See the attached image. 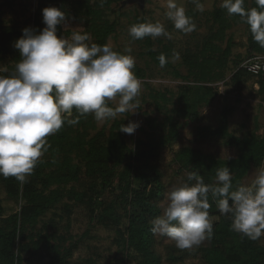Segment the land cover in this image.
<instances>
[{"label": "trees", "instance_id": "obj_1", "mask_svg": "<svg viewBox=\"0 0 264 264\" xmlns=\"http://www.w3.org/2000/svg\"><path fill=\"white\" fill-rule=\"evenodd\" d=\"M14 1L7 0L4 6L12 8ZM124 1L38 0L37 9L24 26L17 20L5 21L0 12V67L6 63L9 71L14 69L20 59L14 43L22 37L23 29L31 28L38 33L45 27L44 8L56 7L66 14L67 20L82 22L91 42L102 46L108 44L120 25L119 10L112 9V4ZM189 6L186 15L192 18L196 30L204 24L208 32L194 48L188 47L181 52L178 66L172 59L179 50L172 41L153 37L133 40L129 36L144 48L142 57L183 82L177 91L157 89L145 81L151 76L149 67H140L135 62L133 71L145 90H141L138 97L137 109L144 124L137 128L140 133L137 138L134 134L120 132L123 124L134 122L130 112L120 114L121 117L117 115L101 128L89 114L80 117L75 125L65 123L61 130L46 138L51 147L40 158L27 182L0 176L8 199L19 206L18 211L7 216L0 200V264H99L95 257L74 259L81 243L92 236L91 229L78 238L70 229L71 222L63 232L56 214L47 218L64 201L68 202L64 204L68 215L76 206L85 207L91 225L115 233L117 252L111 264L163 263L156 236L151 232V221L161 214L158 205L164 197V183L159 162L164 151L178 143L185 124L201 121L202 109L219 96V83L241 91L243 84L253 81L259 86L257 94L264 101V73L253 75L242 67L247 61L264 56V48L253 40L249 26L238 15L229 16L220 4L205 12L197 10L191 0ZM244 7L258 6L255 0H245ZM136 23H147L141 9L132 13L130 25ZM241 26L247 33V51L234 60L233 29ZM196 30L193 31L195 38L198 36ZM71 32L58 26V36L70 38ZM161 54L167 60L164 67L158 59ZM231 64L235 70L227 81ZM109 106L115 107L113 102H109ZM145 106L149 109L145 110ZM235 110V106H226L220 113L217 127L199 126L197 139L233 148L237 155L224 159L201 149L183 147L172 151L173 163L180 172H196L206 184H211L215 181L216 169L228 167L235 188L244 183L252 170L264 164V133H259V125L255 131H249L245 124L240 126L246 130L241 136L234 133L230 120ZM77 115L73 110L68 118ZM209 201L212 205L209 214L215 217L213 238L196 251L169 247L168 260L179 264L193 253L201 255V264H264V245L234 232L229 216L219 213L211 196Z\"/></svg>", "mask_w": 264, "mask_h": 264}, {"label": "clouds", "instance_id": "obj_2", "mask_svg": "<svg viewBox=\"0 0 264 264\" xmlns=\"http://www.w3.org/2000/svg\"><path fill=\"white\" fill-rule=\"evenodd\" d=\"M191 2L203 11L201 0ZM244 3L221 0L220 7L229 16L238 15L249 26L253 40L264 48V0H255L258 7L250 9ZM166 8L165 15L176 30L185 34L196 30L177 0H166ZM42 16V30L37 33L25 28L14 43L20 54L14 69L0 67V176L14 177L22 183L51 147L48 136L65 123L75 125L89 114L103 124L118 114L135 113L141 92L131 48L124 50L129 54H122L108 44L92 43L90 34L78 28L72 30L70 38L58 36V26L66 24V14L56 7H46ZM128 33L133 40L168 35L160 22L133 24ZM158 59L164 67L166 57L161 54ZM73 110L78 115L69 119ZM138 127V123L129 122L120 132L132 135ZM232 179L228 167L216 169L211 184L196 172L187 173L186 181L164 194L158 205L161 214L151 221L152 234L166 237L180 250L210 241L215 219L209 214L211 196L219 213L231 219L234 232L253 241L264 236V164L254 170L247 183L234 188Z\"/></svg>", "mask_w": 264, "mask_h": 264}, {"label": "rangeland", "instance_id": "obj_3", "mask_svg": "<svg viewBox=\"0 0 264 264\" xmlns=\"http://www.w3.org/2000/svg\"><path fill=\"white\" fill-rule=\"evenodd\" d=\"M7 0H0V12L3 14V19L5 21L17 20L22 26L25 25V21L33 15L35 10L38 7V0H15L13 2L12 8L4 6ZM221 0H203L201 3L204 5L205 11H212L217 5H219ZM179 6L184 7L185 12L189 10V0H177ZM112 9L119 10L120 16V25L117 28V31L109 38L108 45L112 47L114 51H120L125 53L126 48H131V55L135 58V62L140 66L147 68L149 67V75H151L145 81L149 82L151 85L157 89H171L177 91L179 85L183 82L179 79H174V77L162 69L155 67L146 57H142V52L144 48L134 42L129 38L128 29L131 26L130 22L132 21V13L135 10H139L138 4L122 6V4H112ZM143 15L146 17L147 22H160L164 25L168 35H162L155 37L153 39H163L166 42L172 41L176 48L179 50V58H173V64L178 66L181 63V52L185 51L186 48H194L197 41H200L201 36L207 34L208 28L206 25L202 24L197 28L196 32L198 34L197 38L191 33H183L179 30H176L170 20L166 17L165 13L166 0H146L143 8ZM117 15H112L114 19ZM199 24V23H198ZM65 30H73L75 28L85 30L84 24L77 20H66V24L62 25ZM234 32V41L236 47L234 48V53L232 59H236L239 55L243 56L247 51V33L245 27H236L233 29ZM129 54V53H126ZM149 64V65H148ZM5 64H1V67H5ZM184 73L185 69H181ZM235 68L231 64V69L228 72V80H230L231 75ZM153 74V75H152ZM141 81V80H140ZM219 87V96L217 99L208 107L202 109L201 112V121L197 123H188L185 124V121L181 122L185 124V128L181 132V137L178 143L172 148L165 150L162 156L161 161L159 162L160 169L163 173V183H164V194L174 185L186 181L187 174L185 172H180L178 166L173 163V150L178 151L183 147H192L201 149L205 153L218 156L220 158L229 159L237 155L235 149L230 147H225L215 142L208 140H198L197 139V128L203 125H211L217 127L220 121V113L226 106H235L236 110L230 120L231 130L236 133L238 136H241L246 130L255 131L256 126H260V134L264 133V101L262 97L257 94L259 86L253 81H249L242 85L241 91H238L232 85H225L223 82L217 85ZM141 90L145 91L142 86L141 81ZM114 106L115 103L113 102ZM145 110L149 108L144 107ZM135 113H132V120L135 123L139 124V127L144 124V118L142 114L138 112V109L135 110ZM118 117H121L118 114ZM246 125V130L240 128L241 125ZM104 125L98 123V126L101 128ZM140 133L136 130L134 137H138ZM254 172L252 170L249 175L244 180V183H247L251 179V174ZM164 198V197H163ZM0 200L3 202L7 212L6 215L9 216L14 212L19 210V206L14 202L8 199L6 191L2 184H0ZM68 203L64 201L55 212L50 213L47 217L48 219L52 218L53 214L57 215V220L60 223V229L64 232L66 224L71 222V231L73 235H76L78 238L83 236L84 232L88 229H91V237L86 238L80 245L79 249L75 252L74 259H81L87 257H95L98 259L99 264H111V260L114 258L117 252V246L114 243L115 233L111 229H106L103 227L91 225L88 218V213L85 210V207H74L73 213L68 215L64 210V204ZM73 202H69L72 204ZM157 240V250L162 256V264H175L168 260L169 247H175L173 241L167 239L166 237L156 236ZM258 241L264 245V236L258 239ZM206 241L201 245H205ZM176 248V247H175ZM199 248V247H198ZM198 248L186 249L183 251H196ZM178 249V248H177ZM180 250V249H178ZM201 255L193 254L187 256L185 260L179 264H201Z\"/></svg>", "mask_w": 264, "mask_h": 264}, {"label": "built area", "instance_id": "obj_4", "mask_svg": "<svg viewBox=\"0 0 264 264\" xmlns=\"http://www.w3.org/2000/svg\"><path fill=\"white\" fill-rule=\"evenodd\" d=\"M249 73L260 75L264 73V56H257L242 65Z\"/></svg>", "mask_w": 264, "mask_h": 264}, {"label": "water", "instance_id": "obj_5", "mask_svg": "<svg viewBox=\"0 0 264 264\" xmlns=\"http://www.w3.org/2000/svg\"><path fill=\"white\" fill-rule=\"evenodd\" d=\"M145 2L146 0H126L123 2L122 6L124 7L126 5L138 4L139 8L143 10Z\"/></svg>", "mask_w": 264, "mask_h": 264}]
</instances>
